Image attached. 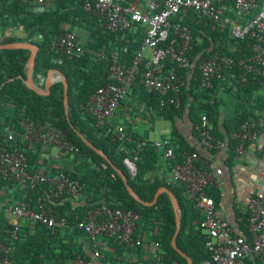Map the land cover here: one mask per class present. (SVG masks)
I'll return each mask as SVG.
<instances>
[{
    "label": "trees",
    "instance_id": "1",
    "mask_svg": "<svg viewBox=\"0 0 264 264\" xmlns=\"http://www.w3.org/2000/svg\"><path fill=\"white\" fill-rule=\"evenodd\" d=\"M122 5H129L134 0H115ZM235 1L227 0L224 4L227 10L223 13V20L238 18L235 12ZM260 3L264 0H259ZM92 5L91 11L86 5ZM94 0H53L49 11L40 12L32 0H0V31L17 29L21 37H0V44L14 42H30L39 47L34 70V81L41 88L50 70L61 71L69 84V116L72 125L85 136L95 147L102 150L111 163L127 177L128 184L145 202H152L159 188L167 187L177 197L181 207V230L177 237L178 247L192 258L193 264H212L211 256L206 249L207 236L200 229L202 213L190 201L178 184L165 177L155 176L162 154L155 148L153 142L146 141L130 130H126V137L120 139L118 134L107 123L97 125V121L89 114L82 112L85 105L96 91L112 81L109 79L111 59L118 54L121 62L129 66L146 36V28L141 24H133L125 32L108 30L100 16L95 12ZM252 13L251 17L256 15ZM243 23V20L240 21ZM173 24L187 26L192 34V49L188 58L192 67H182L177 61L167 60V66L173 68L183 78L185 84L180 95V106L165 104L161 106V98L149 92L141 83V74L132 86L131 92L145 101L158 116L174 123L186 115L192 123L193 136L200 137L202 115L208 119L210 131L216 140L227 142V168L232 170L235 149L239 141L232 136L241 131L242 124L255 113H264V77L252 75L249 84L241 87L232 83L229 69L222 73V78L215 81L210 90L200 86V63L215 56L231 57L235 61L248 59L254 54V41L246 38H234L228 27L222 23H213L200 16L193 10L183 11L172 19ZM68 27V28H67ZM85 31L86 41L77 42L82 46L83 53L69 56L54 48V43L60 35L67 31ZM75 32V31H74ZM178 44V39L171 33L166 43ZM31 52L24 49L0 50V143L5 139V132L24 133L29 122L35 124L51 123L65 131L71 142L79 147L71 160L70 156L64 161L63 168L52 170V174L63 171L71 179L80 184V202L64 199L58 204L61 214L66 217L68 227L64 230H53L41 224H27L19 239L10 242L6 238L5 229L12 228L8 221L0 220V236L10 248V258L15 264H72L82 256L73 246V239L83 232L77 230L76 225L82 221L86 211L93 206L107 204L113 208L125 211H135L139 214L142 226L139 230L152 233V239L161 246V253L156 260H144L140 264H187L171 245L176 231L175 213L169 196L163 193L157 203L145 207L132 198L116 170L99 154L89 148L70 127L64 108V86L61 82L53 84L51 93L42 96L27 88V63ZM238 73V70H237ZM232 83V84H231ZM230 87L237 91V112L232 119L221 121V103L216 99L220 88ZM127 96V97H128ZM126 97V98H127ZM126 98L124 100H126ZM123 100V101H124ZM121 102V104L123 103ZM125 128V127H124ZM201 139V138H200ZM174 148L175 160H166L167 171L173 165L182 161L192 153L198 152L191 147L187 140L174 129V136L170 137ZM27 149L28 169L30 173L46 170L47 162L41 164V147ZM216 151L210 152L212 157ZM135 161L136 174L133 175L125 159ZM208 165L212 163V159ZM199 167L208 166L199 163ZM208 169V168H207ZM5 182L0 179V189ZM209 195L214 199L216 207L222 202L220 190L210 188ZM49 194L48 185H41L31 196L34 199L46 197ZM241 216V215H240ZM239 230L248 240V215H242ZM116 249L124 250L126 245L115 244ZM140 249V248H139ZM247 264H262L259 258L247 261Z\"/></svg>",
    "mask_w": 264,
    "mask_h": 264
},
{
    "label": "built area",
    "instance_id": "2",
    "mask_svg": "<svg viewBox=\"0 0 264 264\" xmlns=\"http://www.w3.org/2000/svg\"><path fill=\"white\" fill-rule=\"evenodd\" d=\"M32 1L40 12L49 11L53 4V0ZM94 1V10L108 30L125 32L133 24H141L146 28L145 39L132 63L125 66L118 54H114L109 72L112 83L99 88L81 108L84 114L91 115L97 121V125L104 126L109 123L120 139L126 137L125 128L115 126L110 120L121 102L131 92L142 66L144 71L141 74V83L149 92L162 99L161 106L165 104L180 106V95L185 81L175 69L167 66V60L177 61L185 68L193 66L187 56L192 49V34L187 26L172 23V19L183 11L193 10L200 19L222 23L236 39L249 38L254 41V54L248 59L235 61L231 57L215 56L203 60L199 66L202 89H212L215 81L222 78V73L226 69L230 70L229 77L232 83L235 81V84L241 87L249 84L252 75L264 77V2L236 0L234 10L243 23L235 20L224 25L223 13L227 10L224 3L227 0H150L145 10L138 3L122 5L115 0ZM86 9L91 11L92 5L88 3ZM254 11H257L256 15L250 18ZM171 33L178 39V44H166ZM53 46L69 56L83 53L74 31L60 35ZM263 130L264 115L255 113V117L242 124L239 133L233 134L232 137L239 141L235 149L237 160L241 161L247 156L250 144L261 140ZM4 136V141L0 143V179L5 182V186L0 192H5L6 196H0V214L8 215L9 224L12 225V228L4 230L6 238L11 243L18 240L20 234L24 232L22 222L41 224L53 230L66 229L68 222L59 211L58 204L64 199H79L80 184L63 171L52 174V170L63 168L66 158L70 156L72 160L79 152V147L69 140L65 131L51 123L29 122L24 133L7 131ZM200 138L202 147L208 152L224 147V142L216 140L211 133L205 114L201 119ZM27 146L42 148L40 162L42 164L46 160L47 171L29 172L25 148ZM154 146L164 150L163 156L166 160H175L174 148L169 139L155 142ZM199 163L208 166V169L199 167ZM125 164L135 175L137 171L135 161L126 158ZM168 172L171 181L179 185L186 197L202 213L199 227L207 236L205 245L212 264H247V261L254 258H259L264 264V192L254 193L246 205L245 215H248L250 234L248 240L243 233L234 230L208 193L210 188L219 190L224 172L222 168H217L213 162L208 165L203 162L201 154L195 152L187 156L182 163L173 165ZM257 180L262 183L264 173H259ZM45 184L49 187V194L34 199L31 193ZM140 226L142 221L137 212L103 204L89 208L76 228L95 244H98L99 238H110L114 244H124L126 247L137 249L143 248L150 235L152 240L150 242L161 250V246L152 239V233L139 230ZM10 253V248L0 236V264H15L9 257ZM103 260L101 256L100 264H104ZM72 264L92 262L78 257Z\"/></svg>",
    "mask_w": 264,
    "mask_h": 264
},
{
    "label": "crops",
    "instance_id": "3",
    "mask_svg": "<svg viewBox=\"0 0 264 264\" xmlns=\"http://www.w3.org/2000/svg\"><path fill=\"white\" fill-rule=\"evenodd\" d=\"M149 1L134 0L133 3H138L145 10ZM235 20L241 21L242 19L238 17L233 18L231 21ZM223 21L225 22L224 25L231 22L227 18ZM74 31L76 33L80 32L77 29ZM82 32L87 38L86 32ZM22 35L23 33L20 30L13 28L0 31V37L2 38L21 37ZM230 86L220 88L216 95V99L221 103V121L232 119L237 112V90L235 88L232 89ZM261 94L264 96V90ZM110 121L115 126H123L126 130H130L132 134H136L140 138L153 143L164 139L170 140V137L174 136V129L176 128L189 145L198 150L203 158V162L208 163L207 159H212L213 164L217 168L223 169L224 172L219 184V190L223 199L219 211L230 221L234 230L240 231L238 224L242 222V215L246 213V205L249 199L254 193L264 192V181L261 183L257 180L258 174L264 173V130L261 134V140L248 146L247 156L241 161L235 157L233 168L229 170L226 166L228 158L226 141L224 142V147L217 150L212 157L210 152L202 147L200 137L193 136L192 123L187 115L183 119L176 120L174 123L167 121L164 117L158 116L155 110L151 109L137 94L131 93L123 101ZM158 151L162 154V158L155 176L165 177L171 181L165 165L164 150L158 148ZM0 196H6V193L1 191ZM80 201L81 198L72 200L73 203ZM0 218L3 221L9 220L8 215L4 213L0 214ZM22 225L25 226L27 224L22 222ZM150 240L151 236L149 235L148 242L140 249L126 247L124 250H119L116 249L113 240L110 238H99L98 244H95L82 233L74 237L72 244L92 264H100L101 256L104 258L102 261L104 264H140L144 260H156L161 253V250L156 248ZM79 257L82 256L79 255Z\"/></svg>",
    "mask_w": 264,
    "mask_h": 264
},
{
    "label": "water",
    "instance_id": "4",
    "mask_svg": "<svg viewBox=\"0 0 264 264\" xmlns=\"http://www.w3.org/2000/svg\"><path fill=\"white\" fill-rule=\"evenodd\" d=\"M6 49H24V50H29L31 52L28 63H27V71H26V79H23L21 76L19 77L20 79L24 80V84L29 88L30 90H33L39 95L42 96H48L51 93V88L53 84L57 82H61L64 86V108H65V114L67 117V120L70 124V127L73 129V131L77 134V136L86 144L89 148L94 150L97 154L102 156L115 170L116 172L120 175L122 178L127 192L129 195L134 198L138 203L142 204L145 207H151L155 205L159 199V197L163 194L166 193L171 201L172 208L175 213V220H176V231L173 236L171 245L174 248L176 252H178L183 258L186 259L187 264H193V260L191 257H189L186 253H184L177 245V237L180 233L182 222H181V207L180 203L177 199V197L174 195V193L169 190L167 187H161L158 189L156 192L154 199L152 202H145L142 199L139 198V196L135 193L133 188L129 186L127 177L123 174L121 170H119L116 166H114L109 158L105 155V153L95 147L90 141H88L83 134H81L71 123L70 121V116H69V84L67 82V79L65 75L59 71V70H50L48 72V75L45 79V86L44 88H41L38 86L35 81H34V70H35V65H36V58L37 54L39 51V47L33 43L30 42H14V43H8V44H0V50H6Z\"/></svg>",
    "mask_w": 264,
    "mask_h": 264
},
{
    "label": "rangeland",
    "instance_id": "5",
    "mask_svg": "<svg viewBox=\"0 0 264 264\" xmlns=\"http://www.w3.org/2000/svg\"><path fill=\"white\" fill-rule=\"evenodd\" d=\"M79 37L80 40L84 43L86 41V36L84 35V33L82 31L79 32Z\"/></svg>",
    "mask_w": 264,
    "mask_h": 264
}]
</instances>
